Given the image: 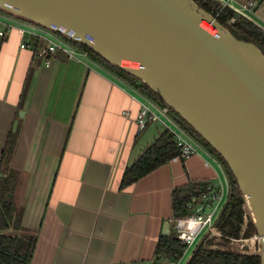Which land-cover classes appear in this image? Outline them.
Listing matches in <instances>:
<instances>
[{
	"label": "crops",
	"instance_id": "obj_1",
	"mask_svg": "<svg viewBox=\"0 0 264 264\" xmlns=\"http://www.w3.org/2000/svg\"><path fill=\"white\" fill-rule=\"evenodd\" d=\"M257 2L251 20L264 29ZM21 43L13 30L0 46V157L15 133V202L37 236L30 264L155 263L174 191L217 183L223 172L193 155L121 189L126 168L164 128L138 129L140 101L123 80L62 54L46 66Z\"/></svg>",
	"mask_w": 264,
	"mask_h": 264
},
{
	"label": "water",
	"instance_id": "obj_2",
	"mask_svg": "<svg viewBox=\"0 0 264 264\" xmlns=\"http://www.w3.org/2000/svg\"><path fill=\"white\" fill-rule=\"evenodd\" d=\"M0 9L62 31L160 96L227 164L259 236L258 252L216 236L206 246L255 255L264 264V53L259 46L236 37L195 0H0ZM170 233L166 222L163 235Z\"/></svg>",
	"mask_w": 264,
	"mask_h": 264
},
{
	"label": "trees",
	"instance_id": "obj_3",
	"mask_svg": "<svg viewBox=\"0 0 264 264\" xmlns=\"http://www.w3.org/2000/svg\"><path fill=\"white\" fill-rule=\"evenodd\" d=\"M195 1L205 10L209 12L214 11L217 14L219 7L213 0ZM232 17L235 19L234 21H232ZM217 18L222 24L229 25L232 33L236 37L256 44L264 53V29L254 21L243 15L236 14L229 8L223 9L217 15ZM4 40L5 38L0 39V46ZM78 45L88 49L93 59L105 66L111 73L140 89L156 102L160 104L164 103L160 96L153 92L141 80L117 66L110 65L99 54L89 48L80 44ZM16 136L15 133L10 134L6 147L0 157V264H30L37 243V236L24 230L22 214L18 210L15 202V191L19 174L10 168V161L14 153ZM204 144L212 152L217 154L210 145L206 142ZM178 153L179 148L173 139V135L169 130L164 129L154 142L144 149L132 165L126 168L121 182V189H125L129 185L137 182L140 178L170 162ZM219 158L225 166L230 181V194L220 215L218 221L219 227L224 234L238 238L240 236L241 224L246 218V213L243 208L244 202L234 175L224 160L220 156ZM206 187V184L195 183L189 187L174 191V217L186 215L190 211L189 204L194 198H199L202 192L206 190ZM254 231L256 229L252 222H250L246 237ZM185 249L186 244L178 239L175 233L171 232L169 236H163L160 239L156 250V261L153 264H165L166 261H171L182 255ZM188 264H261V260L255 255L239 254L209 248L203 242L194 248Z\"/></svg>",
	"mask_w": 264,
	"mask_h": 264
},
{
	"label": "built area",
	"instance_id": "obj_4",
	"mask_svg": "<svg viewBox=\"0 0 264 264\" xmlns=\"http://www.w3.org/2000/svg\"><path fill=\"white\" fill-rule=\"evenodd\" d=\"M206 1V0H205ZM219 7L217 15L223 9L229 8L236 14L243 15L251 20V12L257 7L255 0L244 2L243 0H213ZM235 19L232 17V21ZM17 30L22 38L21 48L33 46L34 53L40 57L46 66H50L52 60L59 54L68 60L84 62L106 70L110 75L123 80L111 73L105 66L93 59L90 51L80 47L72 38L55 28H46L38 24L21 19L15 15L0 9V39L6 38L10 32ZM31 43V44H30ZM124 81V80H123ZM140 101V110L136 121L140 131L149 124L159 123L173 135V139L179 148V153L172 160L188 159L193 155L205 156L206 164H216L223 172V178L217 183L207 184L206 190L199 198H194L189 204L190 211L183 216L173 217L170 227L178 239L186 244L182 255L168 261L167 264H181L186 253L196 245L198 238L206 232V237L216 236L225 240L255 247L259 242L257 233L251 238H244V230L249 219L246 217L241 224L240 236L230 237L224 234L219 227V218L229 198L230 181L225 166L219 156L212 152L202 140H199L186 124L180 120L167 105L160 104L140 89L124 81ZM128 112H124L127 115ZM203 243V242H202ZM205 243V242H204ZM250 243V244H249ZM206 246V244H204Z\"/></svg>",
	"mask_w": 264,
	"mask_h": 264
},
{
	"label": "rangeland",
	"instance_id": "obj_5",
	"mask_svg": "<svg viewBox=\"0 0 264 264\" xmlns=\"http://www.w3.org/2000/svg\"><path fill=\"white\" fill-rule=\"evenodd\" d=\"M244 2H247V1H251V0H243ZM255 1H258V0H255ZM258 3V2H257ZM254 18H256V19H258L256 16H255V14H254V12H251L250 13ZM150 126H161L159 123H152V124H149ZM249 223H250V221H248V225H247V227H246V229L244 230V238H251V237H253L254 235H255V233H256V231H254V232H252L251 234H249V236L248 237H246V233L248 232V229H249ZM172 232L174 233L175 231H174V229H172ZM206 232H204L199 238H198V240H197V243H196V245L194 246V247H192L187 253H186V255L184 256V259H183V261L181 262V264H188V262H189V260H190V258H191V256H192V253H193V250H194V248L199 244V243H202V242H205L204 244H207L208 243V239H209V237H206ZM250 244V243H249ZM254 251H259V244H257L255 247H251ZM168 263V261H166L165 262V264H167Z\"/></svg>",
	"mask_w": 264,
	"mask_h": 264
}]
</instances>
